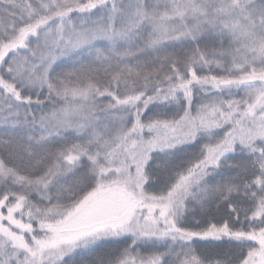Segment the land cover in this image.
I'll return each instance as SVG.
<instances>
[{"label":"snow or ice","instance_id":"1","mask_svg":"<svg viewBox=\"0 0 264 264\" xmlns=\"http://www.w3.org/2000/svg\"><path fill=\"white\" fill-rule=\"evenodd\" d=\"M0 128V264H264V0H0Z\"/></svg>","mask_w":264,"mask_h":264},{"label":"trees","instance_id":"2","mask_svg":"<svg viewBox=\"0 0 264 264\" xmlns=\"http://www.w3.org/2000/svg\"><path fill=\"white\" fill-rule=\"evenodd\" d=\"M2 135H3V130L2 128H0V137H2ZM225 248H227V246H225Z\"/></svg>","mask_w":264,"mask_h":264}]
</instances>
